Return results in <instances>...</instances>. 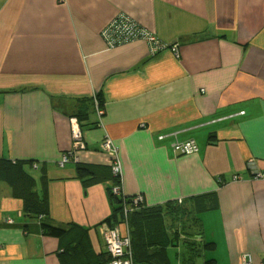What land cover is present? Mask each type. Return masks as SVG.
Returning <instances> with one entry per match:
<instances>
[{"label": "crops", "instance_id": "crops-1", "mask_svg": "<svg viewBox=\"0 0 264 264\" xmlns=\"http://www.w3.org/2000/svg\"><path fill=\"white\" fill-rule=\"evenodd\" d=\"M118 13L159 49L141 39L110 48L103 29ZM94 96L100 124L93 107L81 122L85 147L59 165L70 118ZM105 134L121 165L120 195L143 205L183 199L215 241V264H242L244 254L264 264V177L255 175L264 172V0H0V264L102 259L116 181L76 167L108 172ZM176 139H194L197 152L175 153ZM14 162L65 236L44 234L25 213Z\"/></svg>", "mask_w": 264, "mask_h": 264}, {"label": "trees", "instance_id": "trees-1", "mask_svg": "<svg viewBox=\"0 0 264 264\" xmlns=\"http://www.w3.org/2000/svg\"><path fill=\"white\" fill-rule=\"evenodd\" d=\"M97 98L94 96L80 100L82 103L74 116L77 118L81 128V122L87 118L90 110L94 107L96 111L95 103L97 102L100 105L99 108L102 107V102H98ZM97 124H99L98 121ZM65 153H68V151ZM74 154L68 156L66 163L77 160ZM11 167L10 169L13 170L11 178L13 195L23 200V210L25 213L40 219V229L44 234L53 235L58 238L65 236L69 231L67 227L56 226L47 222L49 213L47 199L37 193L34 177L24 170L20 163L14 162ZM76 168L78 175L86 173L88 175H96L92 177L94 180L111 175L113 181H116L109 188L110 197L114 200V209L111 216L104 219L102 224L105 227L112 228H119V225L124 223L127 225V234L130 238V253L126 254V256L131 259L132 264H171L167 247L169 244L177 245L180 241H182L187 254L183 260L184 263L192 264L194 259L200 256L202 252H208L209 256L204 263L215 264V257L210 255L215 247V241L206 239L205 235L201 232L200 218L197 213L199 209L187 207L183 203V199L181 201L169 200L164 204L143 205L140 201L134 202L136 195L124 197L120 195L121 193H114L112 188L119 185V177L113 173L111 164L109 165L108 172L100 169L98 166L83 163H78ZM198 202V207H200V200ZM170 229L172 230L171 232L168 231ZM82 242L83 240L81 239L80 246ZM104 247L105 250L100 256L102 259H97L96 264H105L112 258L110 252L107 251L105 241ZM72 250L68 247L63 249V251H68V253Z\"/></svg>", "mask_w": 264, "mask_h": 264}, {"label": "built area", "instance_id": "built-area-1", "mask_svg": "<svg viewBox=\"0 0 264 264\" xmlns=\"http://www.w3.org/2000/svg\"><path fill=\"white\" fill-rule=\"evenodd\" d=\"M103 36L107 45L111 48L116 45L128 43L137 39L146 41L150 47L151 53H155L159 47L160 42L154 38V36L145 28L140 26L133 18L125 13L116 14L104 27ZM96 105V113L99 115V124L100 116L103 111L99 108L98 103ZM70 127L72 138L74 141L73 146L68 151V153H63L61 161H58L59 165H63L67 160L68 156H71L78 147L83 146L84 138L82 128L76 117L70 118ZM160 139L164 138V135L159 136ZM80 144V145H78ZM102 146V147H101ZM101 149L106 151L112 157V171L115 175L121 178V165L116 157L115 148L109 139V136L105 134L103 139ZM173 150L178 154H190L195 153L198 150V145L194 139L178 140L176 139L172 143ZM75 159H77L76 154H74ZM256 176L263 178L264 172L258 171ZM113 192L120 194L122 189L120 185L114 186L112 188ZM140 196L134 197V202L140 201ZM135 204V203H134ZM8 222H11V219H8ZM126 229V228H125ZM127 230L125 233H122L119 228L105 227L104 226V241L106 243L107 251L111 254V260L105 264H132L131 259L126 256L129 252L130 238L128 237ZM242 264H250V256L244 254L242 256Z\"/></svg>", "mask_w": 264, "mask_h": 264}, {"label": "rangeland", "instance_id": "rangeland-1", "mask_svg": "<svg viewBox=\"0 0 264 264\" xmlns=\"http://www.w3.org/2000/svg\"><path fill=\"white\" fill-rule=\"evenodd\" d=\"M83 132V131H82ZM70 134H71V139L72 138V133H71V127H70ZM84 138V134H83ZM73 142L71 143V147L73 146ZM103 140H101L100 146L102 145ZM80 145V144H78ZM85 147V140L83 142L82 147H78L77 149H83ZM102 147V146H101ZM100 147V148H101ZM62 159L60 158L58 161L60 162ZM168 231H172L171 229ZM168 248V254H169V261L171 264H189V263H184L183 260L186 258V249L182 243V241L178 242L177 245H172L169 244ZM209 253L208 252H202L200 256H197L192 264H204V261L208 258Z\"/></svg>", "mask_w": 264, "mask_h": 264}]
</instances>
